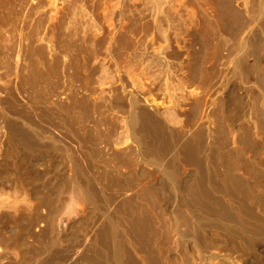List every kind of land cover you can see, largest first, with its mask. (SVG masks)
<instances>
[{
  "label": "rangeland",
  "instance_id": "obj_1",
  "mask_svg": "<svg viewBox=\"0 0 264 264\" xmlns=\"http://www.w3.org/2000/svg\"><path fill=\"white\" fill-rule=\"evenodd\" d=\"M31 70L43 78L30 83ZM136 108L160 125L169 150L154 158L173 161L177 189L132 140ZM7 114L58 207L50 238L31 230L46 264H84L112 223L127 264H222L223 254L264 264V0H0V121ZM76 183L95 204L74 202ZM188 184L224 224L200 212ZM136 218L150 229L132 243Z\"/></svg>",
  "mask_w": 264,
  "mask_h": 264
},
{
  "label": "bare ground",
  "instance_id": "obj_2",
  "mask_svg": "<svg viewBox=\"0 0 264 264\" xmlns=\"http://www.w3.org/2000/svg\"><path fill=\"white\" fill-rule=\"evenodd\" d=\"M249 51L250 49L248 48L246 52L237 59V69L240 72L244 70L243 59ZM30 72H32V70ZM33 72H35V70ZM30 75H32V78H29V76L28 80H26L32 84L35 82V78L41 77L34 73ZM42 78L43 77L40 79ZM148 113L144 111V109L141 110V108L140 110L136 108L131 113L128 124L131 130L132 140L141 150L149 152L150 155L153 154V157L151 155L152 158L160 157L162 159L169 150V146L164 142V133L160 125L153 115H149L150 113ZM1 118L3 119V117ZM201 134L202 132L199 131L196 136L192 138L196 140ZM188 140H186L187 142L184 146H187V143L188 146L193 143L190 139ZM188 146L185 147V150H187ZM31 150L32 146L28 137L21 133L18 125L15 123L14 116L12 114H7L3 121H0V264H46L47 262L46 256H43V254L46 253L45 251L48 250H46L47 243L45 240L43 241L46 246L41 244L42 246L39 248L36 247L39 245L35 246L32 244L33 242L31 240H34V238L38 239V237L50 238L54 229L51 218H53L52 214L55 211L56 205L54 202L55 200L52 201L49 197L50 189L48 183L44 181L45 179L41 174L34 172V167H32L33 152H31ZM176 151V156L184 155L185 157L182 147L177 148ZM188 151L190 153V150ZM189 153H186V158L190 161ZM155 160L154 158L153 161L155 162L157 171L160 172L165 182H169L173 188L177 189L178 187L175 183L176 172L173 161L171 160L172 164L168 160V162H166L165 159L164 163L162 160L158 159V162ZM221 183L223 186L222 192L226 196L230 189L228 185L229 180L225 179L223 182L221 181ZM75 185V192L77 193L76 196H74L76 197L74 198L75 203L79 205L83 203H96V196L92 191L87 187H82L78 183ZM198 189H200L198 186L196 189V187H192L188 184L183 190H185L184 192H186L188 196L191 194L192 196L190 195L189 197L192 199L194 196L193 201L199 204L198 209L201 213L213 215L216 217L215 221L218 224H224V212H220L217 203L211 199L209 193L207 195L204 193L203 195ZM17 193L23 197V205L17 204L14 201V197ZM57 209L58 207L56 210ZM235 216L238 226L237 228L235 227L236 230L242 231L246 229L240 210H237ZM142 220L143 218H136L130 223L128 228L130 237L127 238L130 242H132L130 238L133 240L136 239L138 242L145 241L150 228L148 229V224L146 225V221L144 222ZM38 225L43 227L39 231L38 237H33L31 230ZM110 225V230L105 229L104 231V239L102 238L103 242H99L98 238L94 240L93 245L95 250L91 253L92 256H88L90 258H88L84 264H108L107 241H110L114 249L115 261L113 264H127L123 243L114 232L115 225L113 223ZM128 229H126V231ZM37 239L35 242H38ZM248 239L251 241L252 236L248 237ZM220 260L222 264H237L235 258L225 254L221 256ZM154 261L156 264L158 263L156 259H154Z\"/></svg>",
  "mask_w": 264,
  "mask_h": 264
}]
</instances>
